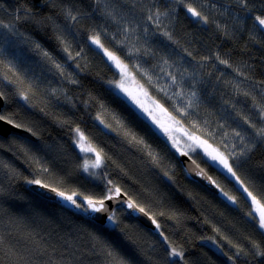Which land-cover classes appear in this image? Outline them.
<instances>
[{
    "label": "trees",
    "instance_id": "obj_1",
    "mask_svg": "<svg viewBox=\"0 0 264 264\" xmlns=\"http://www.w3.org/2000/svg\"><path fill=\"white\" fill-rule=\"evenodd\" d=\"M187 5L207 17V23L197 22L198 18L188 13ZM248 8L251 10L237 0H184L183 4L177 0H0V21L15 24L23 34L13 37L17 44L11 48L6 41L2 59L5 64H14L15 71L33 84L34 93L28 103L6 89L8 99L3 110L36 138L15 135V143L5 141L0 148V236L4 238L5 251L11 248L15 253H0V264H12L20 258V264H106L101 251L93 249L90 234L107 241L131 264H171L173 259L178 264H232L228 257L237 251L233 245L250 253L237 258L235 264H264V257L251 255L252 242L264 245V235L248 215L252 211L249 201L217 169H206L196 158L224 191L237 198V204L208 189L188 173L166 137L150 134L133 120L127 105L105 91L108 85L104 82L118 76L89 39L98 36L132 68L138 63L153 75L154 81L159 77V87L167 83L160 71L164 60L172 66L170 71L195 70L203 83L196 84L201 103L193 119L207 120L211 129H218L215 140L203 138L224 151L220 133L239 130L238 122L242 123L244 116L258 123L253 104L264 103V32L254 27V17H264V0H248ZM25 9H31L33 18L23 19ZM149 9L167 15L154 23L147 18ZM69 10L76 20L67 15ZM17 15L22 19L17 21ZM125 26L137 28L139 40L127 42L129 47L135 44L141 49L137 58L126 57L127 48L118 43ZM165 32L171 34V40ZM62 40L70 44L73 55L80 52V56L68 60ZM145 49L148 55L143 54ZM45 52L64 65L79 83L71 84L61 77ZM217 55L232 67L220 64L215 59ZM204 57L210 59L205 61ZM199 63L204 67L198 68ZM135 72L150 95L171 112V102ZM52 89L57 90L56 96L51 95ZM244 91L250 95L244 96ZM101 103L105 105V123L115 127L112 116L119 117L160 154V167L151 164L145 152L95 120ZM182 124L190 129L187 119ZM76 127L104 157V181L86 179L79 171L72 148H76ZM5 165L16 175L10 174ZM41 166L48 172L37 176ZM237 174L264 202V146L257 144L243 167L237 168ZM34 176L60 190H87L97 195L111 179L145 208L159 228L144 226L118 207L117 215L128 227L134 243L117 244L99 225L93 226L78 212L32 190L25 178ZM209 237L216 246L209 244L213 243ZM170 247L182 250L183 260L169 258L166 249Z\"/></svg>",
    "mask_w": 264,
    "mask_h": 264
},
{
    "label": "snow or ice",
    "instance_id": "obj_2",
    "mask_svg": "<svg viewBox=\"0 0 264 264\" xmlns=\"http://www.w3.org/2000/svg\"><path fill=\"white\" fill-rule=\"evenodd\" d=\"M177 2L183 4L184 0H177ZM237 2L248 11L251 10L248 8V0H237ZM97 3H99V0H97ZM186 7L188 13H190L192 17L198 18L197 22L203 20L207 23V17L202 16L200 12L190 5H187ZM67 15L72 20H76V17L72 15L71 10L67 12ZM162 15H167V13H162L158 9L155 11L149 9V15L147 18L149 21L158 23ZM29 18H33V13L31 9H25L23 19L27 20ZM15 19L19 21L22 17L17 15ZM254 27L264 32V17L255 16ZM4 29H7V31H4ZM144 31L146 32L147 29ZM136 32V27L125 26L123 28V39L118 41V43H120L123 48H127V51L125 52L126 57L137 58L141 55L140 48L136 47L135 44H132V46L129 47L127 43L129 41L139 40ZM18 34L23 36V34L19 33V30L16 29L15 24H5L3 21H0V65H3V68L5 69L0 71V101H7L8 91H10L21 100L30 103L31 96L34 94L33 84L26 82L20 74L15 71L14 64L10 61L5 64L2 59L4 55L3 45L7 41L10 48L15 46L17 41L13 39V37ZM164 35L167 36L168 39H172L170 33L165 32ZM89 39L91 44L95 45L96 49L102 51L103 55L107 57L106 63L116 70L118 76V79L104 82L108 85L105 91L113 96V98H119L123 104H126V110L129 112V115L134 121L142 124L145 131H148L152 135L166 137L167 142H169L171 147L175 148L180 155L189 156V152L182 150L178 140L173 134L176 131L181 132L187 138V148L190 149L192 153H196L197 150H199L201 153V159H204L205 163L209 166L217 169L224 175L225 179L234 183L241 196L249 201L253 210L250 211L248 215L255 222L254 226L259 229L260 234L264 235V203L257 198V195H254L253 192L249 190L244 181L241 180L240 176L237 174V168L243 167L250 153L255 149L257 144L264 146V103L256 102L253 104V108L256 110V119L258 120V123L250 120L247 116H244L242 117L243 122H238L239 130L234 128L230 133H220L221 140L219 143L224 148V151H221L219 147H213L208 143L207 139L203 138L207 136L208 138L215 140L218 129H211L207 120L201 122L200 120L193 119V117L199 114L197 110L201 103L200 92L196 90V84L203 83L202 80L197 79V72L195 70L192 73H187L186 69L184 71H180L179 69L175 72L170 71L168 69L172 66L168 65L167 60H164L163 65L160 67V71L164 74L167 83L164 86L159 87L156 83V81L159 80V77H156V80L154 81L153 75L148 70L143 69L138 63L133 64V68L140 73L142 78L146 79L147 84L155 89L158 94L162 93L163 98L171 102L170 106L172 111L170 112L169 109L164 107V105L158 100L150 97L143 85H139L137 90L130 89L127 86V83L135 81V77L130 71L129 65L126 64L120 56L116 55L115 52L109 51V49L100 42L98 36H92L89 37ZM113 39H115V37H113ZM62 43L64 44L63 51L67 54L66 58L68 60H75L80 56V52H76L75 55L72 54L69 43L63 40ZM36 47L39 48V45H36ZM143 54L148 55V50L145 49ZM44 55L52 62L54 68L61 77L68 80L71 84L79 83V81L72 78L71 73L66 72L65 66L57 63L49 53L45 52ZM189 55H191V53H189ZM208 59L210 58H203L205 61ZM215 59L228 68L232 67L228 60L222 59L219 55H217ZM76 67L80 68V65L77 64ZM197 67L203 68L204 64L199 63ZM177 72L179 75H177ZM239 74L243 75V73ZM209 75H211V73H209ZM9 85L13 87L9 89ZM6 89L8 91H6ZM237 91H239V89H237ZM261 92L264 93V89H261ZM242 94L246 97L250 95L247 91H244ZM51 95L56 96L57 90L52 89ZM65 98L71 103L70 97L66 96ZM91 99L95 100V97H92ZM253 100H255V97H253ZM233 107L235 106L233 105ZM99 109L100 112L96 115L95 120L103 125L104 129H111V131L117 132V134L122 136L129 144L137 147L140 151L145 152L149 157L151 164L156 167L161 166L162 157L158 152L151 148V145L148 144L143 137L132 131L131 128L127 127L124 122L115 115L112 116V119L116 122L115 127L111 124L105 123L102 119V115L105 112V105L102 103L99 104ZM185 119L189 121L190 129L183 127L182 121ZM22 127L23 125L21 123L16 122L10 115L4 112L2 107H0V148L4 147L5 141L15 143V140L12 139L16 135L14 130H19ZM219 128L222 129L223 125H219ZM73 132L75 134V140L73 143L79 151L84 154L82 157L84 162L80 165V170L86 174V179H102L103 177L101 174L96 171L97 169L104 167V157H102L101 152L97 151L79 127L74 128ZM197 132L200 134L197 135ZM225 140H227L228 143H225ZM230 158L232 161L231 163ZM189 159H191L190 156ZM193 163L195 162L193 161ZM5 167L9 166L5 165ZM188 171L189 173L195 172L197 176H202L209 182V184L214 185L219 189L222 197L226 198L227 201L231 202L233 205L237 204V198L224 191L217 181L213 180L203 169L199 168V165H197L196 168H189ZM9 172L12 175H16L15 170L10 167ZM46 172H48V169L41 166L37 172V176ZM164 174L166 176L168 175L167 172ZM169 179H171V177H169ZM25 180L29 185H35L46 189L48 192L54 193L63 207L75 210L81 216L85 217L93 226L99 225L101 230L112 236L117 244H122L123 241H128L129 243L134 242L128 235V227L123 223L120 216L117 215V207L113 204L114 201L116 202V205H119L124 212L129 213L130 215L139 213L148 215L144 207L140 206V204L129 196L127 192H122L121 187L115 184L111 179L106 180L103 190L99 195L87 190H60L58 187H52L48 183H43L41 179L36 176L32 179L25 178ZM96 187L99 186L97 185ZM0 191H2V189H0ZM261 195H264V192H262ZM153 223H155L154 220ZM156 227L158 229L159 225H156ZM217 231L219 230L217 229ZM90 235L94 241L92 245L93 249H99L101 251L105 256L106 264H131L130 261L124 259L107 241L95 234ZM164 239L167 241V237ZM208 239L213 240L211 237ZM4 243L3 236H0V253L14 256L15 253L11 248L5 251ZM213 243L216 242L213 240ZM233 247H235L237 251L234 256L228 257V259L232 261V264H235L236 259L240 256H248L250 254L238 245H233ZM251 249V255L264 257V245L261 243L253 241ZM166 251L169 258H180L181 260L184 258V252L176 247H170V249H166ZM20 259L13 260L12 264H20ZM24 264H28V262L25 261ZM171 264H178V262L173 259Z\"/></svg>",
    "mask_w": 264,
    "mask_h": 264
},
{
    "label": "water",
    "instance_id": "obj_3",
    "mask_svg": "<svg viewBox=\"0 0 264 264\" xmlns=\"http://www.w3.org/2000/svg\"><path fill=\"white\" fill-rule=\"evenodd\" d=\"M35 1L36 2H40L41 0H35ZM4 105H5V101H0V107L3 108ZM14 131L16 132V135H21V136H25V137H28V138H31V139H36L35 136L28 129H26V128H23L22 127L21 129L14 130ZM180 159L183 161V164L185 165L187 171H188L189 168H196V166L199 165V168L200 169H203L207 173L208 176H211L209 174V172L201 164H199L195 159H193L192 157H191V159H189V156H182V155H180ZM193 161L195 163H193ZM188 173H189V171H188ZM189 174L193 178H195L196 180H198L201 184H203L208 189H210L211 191H213L215 193H220L219 192V189H217L214 185L209 184V182L206 179H204L202 176H197L195 172H192V173H189ZM29 187L32 190H34L36 193L40 194L42 197L54 199L57 202H60L59 199L55 196L54 193L48 192L46 189L40 188V187L35 186V185H29ZM113 204L117 208L120 207L119 205H116V202L115 201L113 202ZM73 211H75V210H73ZM127 214H128L129 217L138 220L144 226H146L148 228H151L153 230H156L157 223L156 222L153 223L154 218L149 213H148V215H145L144 213H139V214H135V215H130L129 213H127Z\"/></svg>",
    "mask_w": 264,
    "mask_h": 264
},
{
    "label": "rangeland",
    "instance_id": "obj_4",
    "mask_svg": "<svg viewBox=\"0 0 264 264\" xmlns=\"http://www.w3.org/2000/svg\"><path fill=\"white\" fill-rule=\"evenodd\" d=\"M35 1V0H34ZM42 1V0H41ZM40 1V2H41ZM7 29H4V31H6ZM5 44H6V42H5ZM4 44V52L5 51H7V50H5V48H6V45ZM94 47H95V45H93ZM105 46V45H104ZM106 47V46H105ZM96 48V47H95ZM107 48V47H106ZM109 49V48H108ZM100 51V50H99ZM109 51H112V52H115V51H113V50H111V49H109ZM101 53H102V51H100ZM116 53V52H115ZM103 54V53H102ZM5 55V54H4ZM116 55H118V56H120L118 53H116ZM106 59H107V57H105ZM122 58V57H121ZM123 59V58H122ZM124 60V59H123ZM124 62L126 63V64H128L125 60H124ZM129 65V64H128ZM129 69H130V71L132 72V74H133V76L135 77V81H133V82H128L127 83V86L130 88V89H132V90H137V88H138V86L139 85H142L141 84V82L138 80V77H137V73L135 72V70L129 65ZM144 87V86H143ZM144 89H146L145 87H144ZM147 90V89H146ZM148 92V91H147ZM148 95L150 96V97H152L151 95H150V93L148 92ZM153 98V97H152ZM153 99H155V98H153ZM147 102V101H146ZM160 102V101H159ZM161 103V102H160ZM162 104V103H161ZM165 107V106H164ZM183 125V124H182ZM183 127L184 128H186L184 125H183ZM187 129V128H186ZM174 134V136L176 137V139L178 140V142H179V145H180V147L182 148V150H184V151H188L189 152V156H191L193 159H195L196 160V158L199 160V162L203 165V166H205V168L207 169V167H210L207 163H205V160L204 159H201V153L199 152V150H197V152L196 153H192L191 151H190V149H188L187 148V138L181 133V132H179V131H176V132H174L173 133ZM208 143L209 144H211L213 147H217V146H215L214 144H212V143H210L209 141H208ZM73 149H74V151H75V153H76V157L78 158L77 159V163H78V166H79V171L83 174V176L84 177H86V174L85 173H83L81 170H80V165L84 162L83 161V159H82V157L84 156V154L83 153H81L80 151H79V149L76 147V148H74V147H72ZM175 151H176V149L175 148H173ZM98 151V150H97ZM177 152V151H176ZM178 154H179V158H180V153L179 152H177ZM181 160V159H180ZM197 161V160H196ZM181 162L183 163V161L181 160ZM198 162V161H197ZM198 162V163H199ZM199 163V164H200ZM184 165V164H183ZM185 166V165H184ZM96 171H98L100 174H101V176L103 177V170H102V168L101 169H97ZM103 179V178H102ZM93 180H95V181H97V182H100V180L101 179H93ZM103 181H104V179H103ZM258 198V197H257ZM259 199V198H258ZM261 200V199H260ZM261 202L262 203H264L262 200H261ZM59 204H61L60 202H59ZM71 210H73V209H71ZM253 210V209H252ZM209 244H211V245H215L216 246V244L215 243H212V242H209ZM217 248H218V246H217Z\"/></svg>",
    "mask_w": 264,
    "mask_h": 264
}]
</instances>
